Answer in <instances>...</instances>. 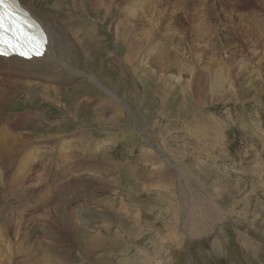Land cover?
Listing matches in <instances>:
<instances>
[{
	"label": "rangeland",
	"instance_id": "1",
	"mask_svg": "<svg viewBox=\"0 0 264 264\" xmlns=\"http://www.w3.org/2000/svg\"><path fill=\"white\" fill-rule=\"evenodd\" d=\"M60 1L70 38L89 43L82 33L92 22L96 61L80 72L95 71L100 81H72L61 68L64 80L33 79V103L21 87L13 97L0 82V127L17 135L18 148L8 154L26 145L41 156L16 186L25 206L14 208L7 185L19 177L17 167L1 169L0 250L14 257L16 233L17 264H264V41L253 35L264 30V0H155L152 13L140 6L148 40L140 38L133 64L125 61L126 32L117 22L133 25L131 37L139 21L119 19L122 9L114 6L109 13L94 11L88 0L82 8ZM162 7L175 11L171 22L167 12L157 17ZM216 70L226 83L213 84ZM73 96L84 100L72 108L77 120L56 104L69 98L71 105ZM98 110L114 114L113 123L93 122ZM80 133L101 146L63 161L55 139ZM54 185L65 204L51 193ZM47 192L44 202L58 204L51 209L38 204ZM188 221L196 232L188 233ZM116 237L118 247L109 251ZM91 238L101 246L93 247L98 262L82 249Z\"/></svg>",
	"mask_w": 264,
	"mask_h": 264
},
{
	"label": "bare ground",
	"instance_id": "2",
	"mask_svg": "<svg viewBox=\"0 0 264 264\" xmlns=\"http://www.w3.org/2000/svg\"><path fill=\"white\" fill-rule=\"evenodd\" d=\"M19 1H20L21 6L23 7V9L27 10L28 13H29L28 14L26 12V13H24V15L26 17H28L29 20L34 25L38 26L39 28H42V27L44 28L46 37L48 39V46L46 47L45 54H44V56L42 58H33L32 60H23L21 58L14 57V56L10 57V58H2V57H0V82L3 81V82L8 83L10 85L9 89L11 90V92L8 91L7 94L9 95L11 93V95L14 97V95L18 94V92L16 90V87L17 88L21 87L22 91H23L22 93L24 94V97H25V100L24 99L23 100L26 101V102H31L32 101V103H33L34 102L33 97L35 98V95H36V90H35V87L33 85V79L36 78V77H38L39 79L46 78V77L47 78L62 79L63 75L59 74V73L60 72L62 73V72H65V71H62L61 68H63V70L67 69V71L69 73V77L68 78L70 80H72V81H75L77 77L79 78V77L83 76V77H86V78H89L90 80H92L91 82H93V84H95L96 86L99 85L98 81H100V80H97L98 76L95 75V71H91V73H93V74H91V77L87 76L86 74H82L80 72V70L83 69V66H85V62H86L87 65H89L90 62L93 63V62L96 61V57L94 56V53H95L94 52L95 51V49H94V41H93L94 30H93L92 22L91 23L86 22V25H88L89 29H91V30L86 31L85 33H82V35L84 37H86L88 42H89V43H84L81 40L79 41L80 37H77V36L75 37L74 36L73 38H70L68 36L69 28L67 27V24L62 21L64 19H63V16L61 15V12H60V9H59V5H60V2H61L60 0H19ZM48 1H54L55 3L54 4L52 3V5H51ZM80 1L81 0H73L71 2H72V4H74V5L77 4L78 6H80L82 8L83 4L81 5ZM140 1H141V3L139 2V0H136V1H133V0H88V2L90 3V5H91V7L93 8L94 11L95 10H100L101 6H103V7L106 8V10H109V13H110L111 8L114 6L113 9H115V8H121L122 9V13L120 14V18L119 19H124L125 17H128V19H131L134 22L135 21L136 22H138V21L140 22V23H138L137 27L135 28L136 31L132 34L131 37H130V35H131L130 31H131V28L133 27V25H130L129 29H127L126 26L128 24H126V23H122L121 24V22H117L118 25H122V28L123 27L125 28L124 32H126V37H128L126 39L125 36H122L123 38H125L126 43H128V44H126V47L128 49V54L125 57V61L127 63H129V64H133L136 61L137 57H135V55H136V53L141 51V46H140L141 44H139L140 43V38H143L145 41L148 40L147 39L148 36L146 34V30H149V29L145 30L144 26H143V22H145L144 20L147 17V16H145V18H143V16L147 15V14H146V12L144 10L142 12H140L142 10L140 8V6L147 7V8H144V9L145 10L146 9L149 10V12H151V13L154 12L153 10H154L155 0H140ZM98 3L100 5L97 7ZM183 4H185V3H183ZM150 5H152L151 9L149 8ZM48 7H49V11L47 9ZM167 10H168V8L162 7L159 10V12H158L157 17L158 16L162 17L167 12V14H169L171 16L170 21H169V22H171L174 19L173 17L175 16V11L173 10V8L168 10V11ZM139 14H140V16H139ZM32 16L41 24L42 27L39 24L38 25L36 24V22H35V20H34V18ZM131 20H129V21H131ZM232 22H234V21H232ZM81 23H84V22H81ZM148 27H149V25H148ZM151 27H153V25H151ZM247 29L248 28H246V27L243 28L241 30V33L243 34L244 37L249 38L250 35H248L249 33H248ZM148 33H149V31H148ZM253 35L255 36L256 41H260V40L264 41V30L263 29L257 31V33L253 34ZM89 44H91L92 46H90ZM92 47H93L94 50L92 49ZM162 54L163 53H161V55ZM84 59H85V61H84ZM169 67L170 66H168L167 68H169ZM219 71L220 70H216V71H214L212 73V75L214 77L213 81H212L213 84H214V82H218V80L222 81V80L226 79L224 76H220L221 74L219 73ZM48 74H50V75H48ZM94 76H95V78H94ZM226 76H227V78L229 77L227 74H226ZM62 80H64V79H62ZM166 81H167V79H166ZM226 82H227V79L225 80V83ZM0 84H2L3 87L6 86L3 83H0ZM213 84H210V85H213ZM59 86L60 85H58V88H59ZM103 86L109 91L110 94L115 96L116 99L117 98H121L120 96H118V94L116 92H114L113 90L110 89L111 87L109 88V87H107L105 85H103ZM167 86H169L170 92H172L173 91V88H172L173 86H171V84L170 85L168 84ZM47 88H49V87H47ZM211 88H213V87H211ZM50 91H52V90L44 91V93L46 94L45 96H47ZM54 91H57V89H54ZM1 92H2V88H0V93ZM20 96H22V95H20ZM47 97H49V96H47ZM73 97L75 99L73 98L74 100L71 101V103H73V104H71V105H69V102H70L69 98H67V102H65V101L64 102H56V104L59 106L58 108L62 107L65 110H67L68 112H70L72 114V116H73V119L77 120L78 117H79V113H78L79 110H77L76 112H72V111H74V110H72V108H76L75 104H77V103H78V105L82 106L84 100L81 101L80 96H73ZM88 100L90 101V97L88 98ZM88 100H85V101H88ZM50 101H51V98H50ZM119 102L121 103V101H119ZM105 103H107V102H105ZM102 104H100L99 106H101ZM103 105H102V107H103ZM104 110H98V112L96 113L97 117H96V119L93 122H97V123H105V122H108V123L110 122L111 123L112 122L113 123L114 117H116V116L114 114L107 115ZM30 117L31 116L24 117V118L16 117V121H22L23 119H25V121H26V119H28ZM82 117H84V114L82 115ZM121 117H123V113H122V115H120V118ZM120 118H118V119L120 120ZM116 119L117 118H115V121H116ZM139 128H140V126H139ZM16 136L17 135L11 134L10 126H8L7 128H4V126L0 127V184L2 183V187L0 186V193H1V190L3 188H5L3 180H2V172H1L2 171L1 170L2 167L5 166L6 164H8L7 167H11L14 164L17 167V169H18L17 173L20 172L19 173V177L16 178V175H15L14 176L15 177L14 180L10 184L7 183L8 187H9V191L11 193V197L13 198V200H14V198H16L13 201V203L11 202L13 204L14 208L19 207V205H24V204H22L20 202V201L23 200L22 197L20 195H19L20 197H17V193H18V190H19V188H17V187H18L20 181L23 179V177L28 172H30L31 166L36 161L37 157L41 158V156H35L36 154H38L37 152H35L36 146H26V145H24V146L21 145L20 148L16 151L14 156L9 155L8 153H9L10 150H11V153H12V152L15 151L16 148H18L17 147ZM66 137L67 136H63V135L61 137L59 136V138H60L59 140H57V139H55V137H53L55 139V141H56V143H54V145H56L57 148L59 149V152H61L60 154H61V158H63V161H64V158L66 159V157H65L66 155H68V156L70 155L71 156V154H72V157H69V158L70 159L72 158V160H73L74 158L76 159V158H80L81 157L79 155V151H82L84 153V152H87L86 150L88 149L87 153H89V152L93 151L94 147H96L98 149L101 146V144L99 142L95 143V141H93L94 139L91 138L92 136L90 134H88V137L83 135L82 133L78 134L77 136L71 137V138H66ZM87 139H88V143L86 142L85 145L83 146L82 145L83 142L86 141ZM57 144H59V145H57ZM78 144L80 145L79 148H77ZM81 146H82V148H81ZM29 148H31V151H29L26 154H23L22 157L19 158L20 157V151L21 152H26ZM33 153L35 155H33ZM151 155H156V154L152 151ZM90 156H92V155H90ZM8 157L9 158L13 157V159L11 158L8 161ZM42 158H44V157H42ZM67 159H68V157H67ZM60 161L62 162V159H60ZM83 164H84V162H83ZM60 165H62V164H60ZM111 165H112L111 162H109V164H107L105 166L106 171H108L110 169ZM66 166H69L68 162H66ZM78 166H79V164L74 162L72 168L76 169V168H78ZM80 166H81V164H80ZM91 166H92V168H98L97 166H94V165H91ZM45 168H46V166H45ZM36 172H35V175L33 177L31 176V179H33V180L35 179ZM45 172L46 171H44V173ZM59 174H63V172L61 171V172H59ZM59 174H56V175L58 176ZM36 181L40 182L41 180H39V181L36 180ZM80 182H81V180H78L76 184L78 185ZM38 184L39 183H37V185ZM32 185H35V184L32 183ZM51 189H52V187H51ZM48 190H50V189H48ZM47 193L48 194H46V193L42 194V196L40 198L41 201L39 200V202H38L40 208L51 209L50 208L51 206L58 205V204L55 203V201H50L48 204H47V201L44 202V200L47 199V197L50 194L49 192H47ZM51 193H54L55 197H57V199L62 203V205L65 204L66 197L64 196V193H63L62 189H60L57 185L53 186V189H52ZM59 196H61V197L59 198ZM35 197H37V196H35ZM31 199L32 198H30V200ZM1 200H4V199H3V197L0 194V205H1V202H2ZM3 202H5V201H3ZM43 204H46V205H43ZM39 206H37V207H39ZM45 212H46V210H45ZM191 214H192V211H187L186 215L190 216ZM194 214H195V212H194ZM202 221L204 222V220H202ZM190 223H191V221H188L187 224H185L184 227L187 229L188 233L196 232L197 229L195 228V226L191 225ZM119 233H120V230H119ZM102 241H103V239H102ZM0 242H1V236H0ZM12 242H13L12 246H14L13 252H14V257L15 258L13 256H11V255H7L8 248H5L6 255H4V253L0 250V257H1L0 258V264H17V262H16L17 261V257H16L17 247H16V245H17V242H18V238H17V234L16 233L14 235V238H13ZM105 243L102 242L103 245H105ZM95 244H96V247H95L96 249L101 248L100 243H98L93 238L92 240L85 241L84 242V246L82 247V249H83V251H84V253L86 255L93 257V262H96V260L98 262V258L94 259L95 256L93 254L94 253V250H93L94 248L93 247H94ZM118 244H119L118 243V237H116L115 242L110 243V246H108L109 251H111L110 249L118 247ZM246 246L248 247V245H246ZM105 249H107V248L105 247ZM109 253L111 255L112 254L114 255V252H112V253L109 252ZM101 261H104V260H101ZM101 261H100V263L104 264V262L102 263ZM95 264H97V263H95Z\"/></svg>",
	"mask_w": 264,
	"mask_h": 264
},
{
	"label": "snow or ice",
	"instance_id": "3",
	"mask_svg": "<svg viewBox=\"0 0 264 264\" xmlns=\"http://www.w3.org/2000/svg\"><path fill=\"white\" fill-rule=\"evenodd\" d=\"M4 3V0H0V6H2ZM3 23V16L0 15V25H2ZM5 44H7L8 47H16V45L13 44H9L8 42H4Z\"/></svg>",
	"mask_w": 264,
	"mask_h": 264
}]
</instances>
